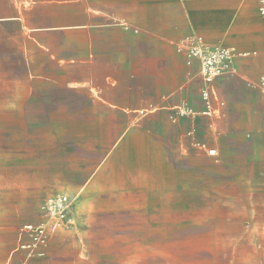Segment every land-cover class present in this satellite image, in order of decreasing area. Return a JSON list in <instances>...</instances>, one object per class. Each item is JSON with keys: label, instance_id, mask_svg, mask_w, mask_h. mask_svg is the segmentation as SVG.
<instances>
[{"label": "crops", "instance_id": "obj_1", "mask_svg": "<svg viewBox=\"0 0 264 264\" xmlns=\"http://www.w3.org/2000/svg\"><path fill=\"white\" fill-rule=\"evenodd\" d=\"M259 5L260 0H0V25H18L23 55L24 74L17 80L23 95L10 109L42 128L41 121H48L46 142L65 155L54 157V166L79 168L83 179H66L60 190L53 180V192L74 198L71 223L58 226L37 216L35 225L2 245L0 264H50L70 229L95 212L117 213L124 191L119 179H186L187 164L201 168L202 152L219 147L216 132L223 122L233 131L240 119L243 135H264ZM192 35L249 55L236 57L232 72L207 83L199 64L188 65L177 49ZM220 109L224 118L217 115ZM58 120L65 122H52ZM73 122L79 131L70 135ZM39 223L46 228L44 245L35 238ZM33 251L38 252L31 256Z\"/></svg>", "mask_w": 264, "mask_h": 264}, {"label": "rangeland", "instance_id": "obj_2", "mask_svg": "<svg viewBox=\"0 0 264 264\" xmlns=\"http://www.w3.org/2000/svg\"><path fill=\"white\" fill-rule=\"evenodd\" d=\"M17 32V24L0 25V249L35 225L37 216L45 218L42 207L57 194L54 179L59 190L66 179L83 180L79 168L54 166L65 155L46 142L48 121H41L42 128L10 109L23 95ZM224 114L220 109L217 115ZM236 121L233 131L222 123L215 154L203 151L201 168L187 164L186 179H119L124 191L117 213L95 212L70 229L50 264H264V160L258 157L264 155V135H243ZM68 131L75 135L79 127L73 122Z\"/></svg>", "mask_w": 264, "mask_h": 264}, {"label": "built area", "instance_id": "obj_3", "mask_svg": "<svg viewBox=\"0 0 264 264\" xmlns=\"http://www.w3.org/2000/svg\"><path fill=\"white\" fill-rule=\"evenodd\" d=\"M259 13L264 26V0H260ZM178 51L184 53L188 65L197 62L200 67L201 75L205 82L210 83L219 76L232 72L233 63L238 56H247L249 53H237L233 48L213 45L205 41L200 35H192L178 44ZM205 101H209V91L203 92ZM215 150H209L211 155ZM74 206V198L66 193H60L51 197L42 207L43 214L47 218L56 221L59 226L61 223H71V213ZM36 241L40 245L46 244V228L42 223L36 225ZM31 228L32 225H27ZM32 254H36L34 251ZM6 264H29L23 260H10Z\"/></svg>", "mask_w": 264, "mask_h": 264}, {"label": "bare ground", "instance_id": "obj_4", "mask_svg": "<svg viewBox=\"0 0 264 264\" xmlns=\"http://www.w3.org/2000/svg\"><path fill=\"white\" fill-rule=\"evenodd\" d=\"M31 256H33V254L31 253Z\"/></svg>", "mask_w": 264, "mask_h": 264}]
</instances>
